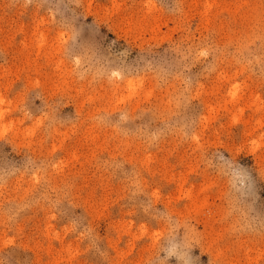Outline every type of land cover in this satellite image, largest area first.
I'll use <instances>...</instances> for the list:
<instances>
[{"label": "rangeland", "instance_id": "1", "mask_svg": "<svg viewBox=\"0 0 264 264\" xmlns=\"http://www.w3.org/2000/svg\"><path fill=\"white\" fill-rule=\"evenodd\" d=\"M0 264H264V0H0Z\"/></svg>", "mask_w": 264, "mask_h": 264}]
</instances>
